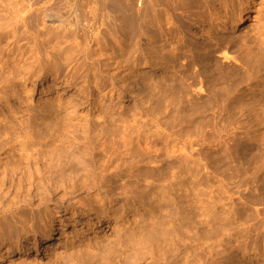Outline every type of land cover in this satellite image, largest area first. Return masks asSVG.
I'll use <instances>...</instances> for the list:
<instances>
[{
  "label": "rangeland",
  "instance_id": "obj_1",
  "mask_svg": "<svg viewBox=\"0 0 264 264\" xmlns=\"http://www.w3.org/2000/svg\"><path fill=\"white\" fill-rule=\"evenodd\" d=\"M0 258L264 264V0H0Z\"/></svg>",
  "mask_w": 264,
  "mask_h": 264
},
{
  "label": "bare ground",
  "instance_id": "obj_2",
  "mask_svg": "<svg viewBox=\"0 0 264 264\" xmlns=\"http://www.w3.org/2000/svg\"><path fill=\"white\" fill-rule=\"evenodd\" d=\"M255 18V16H254ZM247 21H252V18L249 16V17H245V18H242L239 22V26H244ZM253 21H259V18H255ZM11 209H6L5 211L9 212ZM78 215H75V217H77ZM81 219L82 218H90V219H95L96 217H98V214L97 212H95L94 210H88L86 212H83L80 216H79ZM105 227H109L110 226L107 224ZM3 258H0V262L2 261Z\"/></svg>",
  "mask_w": 264,
  "mask_h": 264
}]
</instances>
